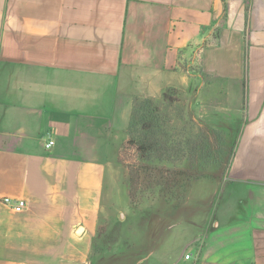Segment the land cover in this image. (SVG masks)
Masks as SVG:
<instances>
[{"label": "crops", "instance_id": "obj_1", "mask_svg": "<svg viewBox=\"0 0 264 264\" xmlns=\"http://www.w3.org/2000/svg\"><path fill=\"white\" fill-rule=\"evenodd\" d=\"M170 87L236 137L237 208L190 192L195 227L160 203L116 254L99 232L133 102ZM0 264H264V0H0Z\"/></svg>", "mask_w": 264, "mask_h": 264}, {"label": "rangeland", "instance_id": "obj_2", "mask_svg": "<svg viewBox=\"0 0 264 264\" xmlns=\"http://www.w3.org/2000/svg\"><path fill=\"white\" fill-rule=\"evenodd\" d=\"M203 91L200 98L208 96L206 95L207 91ZM170 97V100H180L181 102L167 101V104H171V111L175 112L179 105H183L184 114L187 121H191L190 125L192 123L194 126L193 130L196 132L198 125L206 129L198 115L191 110L193 108L189 94L184 91L171 92ZM183 121L186 122L185 119ZM206 132L211 145L210 155L204 160H197L193 163L179 161L176 157L172 163L166 160H142L134 146H127L126 139L119 154L118 169L115 171L116 176L111 185V195H109L110 200L105 202L108 212L102 218L99 232L103 238L109 232L108 237L110 238L107 241L114 240L116 254L119 252L123 253L122 255L126 254L127 246L124 242L127 239L129 227L142 225L144 214L158 215L160 203L168 204L171 206L170 208L182 205L183 208L179 209L176 214L179 217L178 222L183 226L195 225L196 227L198 220L203 219L207 214L210 215L209 210L212 215L218 216L223 213L228 215L231 212L227 213L228 209L236 211L237 200H228V196L232 192L228 190L232 186L228 185V180L224 178L232 158L236 137L230 136L225 139L221 131L208 132L206 130ZM207 178L213 180L214 183L219 182L218 192L214 191L215 185ZM190 192L199 196H209V198L218 194L211 204L214 208L208 210L206 206L197 207L198 204L206 205L208 202L198 203L196 200H188ZM224 199H227L225 203ZM213 218L212 220H215V216ZM111 222L114 228L107 231ZM116 247L122 249L118 250ZM105 253L109 255L107 250Z\"/></svg>", "mask_w": 264, "mask_h": 264}, {"label": "trees", "instance_id": "obj_3", "mask_svg": "<svg viewBox=\"0 0 264 264\" xmlns=\"http://www.w3.org/2000/svg\"><path fill=\"white\" fill-rule=\"evenodd\" d=\"M178 91L182 90L170 87L159 98L135 97L126 144L134 146L142 160L172 163L176 157L179 161L193 163L210 155L206 129L198 125L197 131L193 130L183 105H179L175 112L170 110L171 104L167 101L181 103L180 100H170L171 92Z\"/></svg>", "mask_w": 264, "mask_h": 264}, {"label": "built area", "instance_id": "obj_4", "mask_svg": "<svg viewBox=\"0 0 264 264\" xmlns=\"http://www.w3.org/2000/svg\"><path fill=\"white\" fill-rule=\"evenodd\" d=\"M55 140L53 138H51L47 143H46V147L50 148L54 145ZM4 202L9 205L11 208H13L15 211H22L26 205L27 202L25 199L23 198H12V197H5L3 198Z\"/></svg>", "mask_w": 264, "mask_h": 264}]
</instances>
